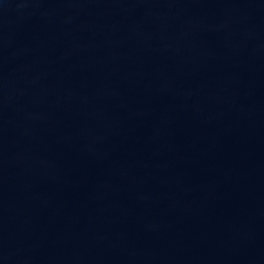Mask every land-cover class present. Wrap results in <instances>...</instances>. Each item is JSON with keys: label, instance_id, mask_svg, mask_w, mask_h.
Returning a JSON list of instances; mask_svg holds the SVG:
<instances>
[{"label": "water", "instance_id": "water-1", "mask_svg": "<svg viewBox=\"0 0 264 264\" xmlns=\"http://www.w3.org/2000/svg\"><path fill=\"white\" fill-rule=\"evenodd\" d=\"M0 264H264V0H0Z\"/></svg>", "mask_w": 264, "mask_h": 264}]
</instances>
